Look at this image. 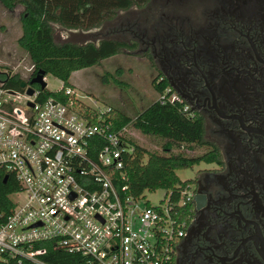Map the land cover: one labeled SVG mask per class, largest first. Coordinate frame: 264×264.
Listing matches in <instances>:
<instances>
[{"label":"built area","instance_id":"obj_1","mask_svg":"<svg viewBox=\"0 0 264 264\" xmlns=\"http://www.w3.org/2000/svg\"><path fill=\"white\" fill-rule=\"evenodd\" d=\"M17 73L0 61V173L19 187L10 195V214L0 218V264H49L41 258L46 247L36 248L40 242L81 254L88 264H174L193 181L164 189L156 205L150 191L131 194L130 124L116 129L112 107L80 108L72 86L57 90H64L67 101L40 100V89L31 95L30 85H11ZM158 100L195 115L170 86Z\"/></svg>","mask_w":264,"mask_h":264},{"label":"flooded vegetation","instance_id":"obj_2","mask_svg":"<svg viewBox=\"0 0 264 264\" xmlns=\"http://www.w3.org/2000/svg\"><path fill=\"white\" fill-rule=\"evenodd\" d=\"M128 11L115 31L204 120L222 155L192 180L174 264H264V0H149Z\"/></svg>","mask_w":264,"mask_h":264},{"label":"trees","instance_id":"obj_3","mask_svg":"<svg viewBox=\"0 0 264 264\" xmlns=\"http://www.w3.org/2000/svg\"><path fill=\"white\" fill-rule=\"evenodd\" d=\"M10 9L23 6L22 35L19 38L20 47L28 54L34 68L30 78L39 69L45 71V76L52 74L63 81V88L71 86L70 78L74 71L101 64L124 49L135 48L137 44L116 38H104L99 43L89 41L84 44L66 41L59 43L55 37V24L69 30H90L99 27L105 20L114 19L119 11L129 10L137 6L143 8L149 0H1ZM24 81L19 73L11 80V85L20 89ZM155 90L159 95L169 83L154 81ZM40 100L56 97L68 100L64 90L50 91L42 89ZM133 124L145 135H155L165 140L163 151H152L140 145L135 140V152L127 161L129 191L139 196L146 191L170 189L178 184H189L192 180H181L177 171L199 165L201 163L220 162V150L206 139L204 120L190 116L178 104L162 103L158 98L136 117L125 112L115 114V128ZM181 145L188 147H206L207 150L198 156H187L183 153H173L174 148ZM120 184H123L120 182ZM19 189L17 182L10 175L4 182V173H0V218L3 220L14 207L11 194ZM191 207L184 214L188 219ZM46 247V253L41 258L49 264H88L81 254L70 253L57 248L51 242H40L36 248ZM1 264H32L30 261L20 263L10 259Z\"/></svg>","mask_w":264,"mask_h":264},{"label":"rangeland","instance_id":"obj_4","mask_svg":"<svg viewBox=\"0 0 264 264\" xmlns=\"http://www.w3.org/2000/svg\"><path fill=\"white\" fill-rule=\"evenodd\" d=\"M22 11L23 6L18 5L14 9H10L0 0V61L13 66L23 80L28 83L32 73L29 70L32 62L18 41L23 32ZM118 14L119 16L114 19L105 20L99 27L90 30H69L55 24L56 41L84 44L89 41L99 43L104 38L125 40V36L117 33L115 27L117 23L120 24L126 17L133 16L134 13L122 10ZM157 78V71L152 68L148 59L141 52H129L128 49H124L103 60L101 64L74 71L70 82L76 92L80 108L106 110V108L112 107L115 112L122 111L136 117L158 98L154 85ZM45 80L47 89L50 91H57L63 85V81L52 74H48ZM129 130L135 133L133 140L140 145L152 151H163L165 140L161 137L145 135L133 124L129 125ZM206 150V147L191 148L181 145L174 148L172 152L198 156ZM206 166L207 164L203 162L191 168L179 170L177 174L183 181L193 180L197 177L198 172ZM164 195V189L147 192L150 203L153 205L158 204Z\"/></svg>","mask_w":264,"mask_h":264},{"label":"water","instance_id":"obj_5","mask_svg":"<svg viewBox=\"0 0 264 264\" xmlns=\"http://www.w3.org/2000/svg\"><path fill=\"white\" fill-rule=\"evenodd\" d=\"M45 71L42 69H39L38 72L36 73V75L34 77H32L30 79V86L28 88V93L29 94H34L35 92V87L33 86V84H37L39 85L42 89H46L47 88V82L45 80ZM21 88H24L27 86V82L26 81H22L20 84ZM8 176H5L4 178V182L8 181Z\"/></svg>","mask_w":264,"mask_h":264}]
</instances>
